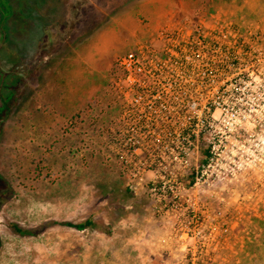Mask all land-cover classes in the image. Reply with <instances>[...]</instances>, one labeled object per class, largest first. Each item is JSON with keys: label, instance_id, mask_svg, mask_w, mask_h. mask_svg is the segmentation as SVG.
I'll use <instances>...</instances> for the list:
<instances>
[{"label": "rangeland", "instance_id": "374dc122", "mask_svg": "<svg viewBox=\"0 0 264 264\" xmlns=\"http://www.w3.org/2000/svg\"><path fill=\"white\" fill-rule=\"evenodd\" d=\"M200 13L208 23L253 27L264 37V0H0V40L8 39L0 65L10 71L22 59L21 74L2 85L14 102L0 114V177L7 182L0 264H109L110 239L123 238L132 225L144 228L153 203L134 190L111 148L121 116L111 77L117 58L172 16ZM29 65L35 75L22 78ZM256 115L246 137L255 135L257 145L252 151L246 143L244 173L232 177L243 188L217 192L230 203L221 210L239 226L236 255L224 253L232 264H264V111ZM89 218L95 227L83 231L47 227ZM13 225L45 231L20 235Z\"/></svg>", "mask_w": 264, "mask_h": 264}, {"label": "built area", "instance_id": "2783aa9c", "mask_svg": "<svg viewBox=\"0 0 264 264\" xmlns=\"http://www.w3.org/2000/svg\"><path fill=\"white\" fill-rule=\"evenodd\" d=\"M196 17L172 16L117 58L110 82L121 116L111 148L134 190L149 195L151 217L163 221L164 236L148 245L152 256L232 264L224 253L236 255L239 226L217 192L243 188L233 178L244 173L246 143L257 145L246 133L264 111V37Z\"/></svg>", "mask_w": 264, "mask_h": 264}, {"label": "crops", "instance_id": "0c3cea01", "mask_svg": "<svg viewBox=\"0 0 264 264\" xmlns=\"http://www.w3.org/2000/svg\"><path fill=\"white\" fill-rule=\"evenodd\" d=\"M143 235L137 236V231L140 229L134 228L133 225L130 231H125L123 238L119 239L115 235L109 248V264H161V258L154 257L151 254L149 242L158 241L163 237V221L150 217L144 219ZM129 230V229H128ZM113 241H115L113 243ZM161 246L163 241H160ZM112 252V253H111Z\"/></svg>", "mask_w": 264, "mask_h": 264}, {"label": "flooded vegetation", "instance_id": "af4514ba", "mask_svg": "<svg viewBox=\"0 0 264 264\" xmlns=\"http://www.w3.org/2000/svg\"><path fill=\"white\" fill-rule=\"evenodd\" d=\"M3 36L4 35H3V32H2V29H0V38L3 37ZM7 43H8V39H7V41H4V42H1V40H0V58H1V51L5 50L6 47L8 46ZM21 60L22 59H20V57H19L17 62H16V65H15L14 69L10 70V71L6 70L5 68H3V66L0 65V114H2L1 112H3L5 110L6 104L10 105L11 103L14 102V100H13L14 92L11 93L13 96H11V95H9L7 97L4 96V94H3L4 91H3V88H2L3 87L2 86L3 85V81L5 80L6 77L7 78L16 77V76L21 74V72L19 71L20 70V62H21ZM24 74H23L24 76L22 78L26 77V74H29V76L31 77L33 74L35 75V71H34V69L31 70V66L29 65L25 69ZM15 86L8 87L7 90H9V91L15 90ZM4 99H5V101H4ZM1 123L2 122L0 120V129L2 127Z\"/></svg>", "mask_w": 264, "mask_h": 264}, {"label": "trees", "instance_id": "16d2710c", "mask_svg": "<svg viewBox=\"0 0 264 264\" xmlns=\"http://www.w3.org/2000/svg\"><path fill=\"white\" fill-rule=\"evenodd\" d=\"M113 95H114V93H113ZM115 99H116V101H118L116 97H115ZM5 190H7V182L3 178L0 177V194L3 191H5ZM56 225H61V226H64V227L73 228V229L78 230V231H83V230H86V229L94 228L95 227V223H94V221H93L92 218H89L86 221L79 222V223H72V222H64V223L50 222L47 225V227H53V226H56ZM12 228L18 234H20V235H30V236H36L39 233H42V232L45 231V229H44L45 227L42 228V229L27 230V229H24V228H22V227H20L18 225H13ZM103 233L109 235L111 232L104 231Z\"/></svg>", "mask_w": 264, "mask_h": 264}]
</instances>
